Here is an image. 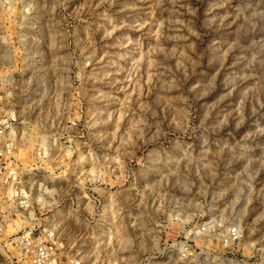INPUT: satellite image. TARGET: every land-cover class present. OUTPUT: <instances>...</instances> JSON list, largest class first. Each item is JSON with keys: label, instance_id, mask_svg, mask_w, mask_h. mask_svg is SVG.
Segmentation results:
<instances>
[{"label": "rangeland", "instance_id": "374dc122", "mask_svg": "<svg viewBox=\"0 0 264 264\" xmlns=\"http://www.w3.org/2000/svg\"><path fill=\"white\" fill-rule=\"evenodd\" d=\"M8 3L0 72L64 264H264V0Z\"/></svg>", "mask_w": 264, "mask_h": 264}, {"label": "built area", "instance_id": "2783aa9c", "mask_svg": "<svg viewBox=\"0 0 264 264\" xmlns=\"http://www.w3.org/2000/svg\"><path fill=\"white\" fill-rule=\"evenodd\" d=\"M8 5V0H0V9ZM4 28L0 21V34ZM7 63L9 66L5 67ZM7 63L3 66L5 77L0 72L4 80L0 84V94L4 95L0 96V264H64L57 226L51 224L49 218L40 219L35 209V204L44 207L43 210L51 206L48 201L55 196L53 178L43 177V183H38L40 175L48 171L49 155L44 147L29 150L15 135L20 124L11 91L16 72L12 68L14 63ZM36 194L39 196L34 199ZM240 233L232 229L226 243L239 241ZM181 247V264H188L193 254L186 246ZM153 261L154 257L149 256L143 264ZM70 264L77 263L71 261Z\"/></svg>", "mask_w": 264, "mask_h": 264}, {"label": "bare ground", "instance_id": "6f19581e", "mask_svg": "<svg viewBox=\"0 0 264 264\" xmlns=\"http://www.w3.org/2000/svg\"><path fill=\"white\" fill-rule=\"evenodd\" d=\"M37 202V200L36 201H34V203H36ZM45 205H47V204H45Z\"/></svg>", "mask_w": 264, "mask_h": 264}]
</instances>
